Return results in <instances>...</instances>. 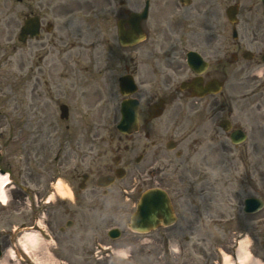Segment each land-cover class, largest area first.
Wrapping results in <instances>:
<instances>
[{
  "label": "flooded vegetation",
  "instance_id": "obj_1",
  "mask_svg": "<svg viewBox=\"0 0 264 264\" xmlns=\"http://www.w3.org/2000/svg\"><path fill=\"white\" fill-rule=\"evenodd\" d=\"M22 2L25 19L29 14L40 16L41 34L13 45L20 51L19 84L31 97L28 107L12 118L6 103L0 102V174H8L12 181L7 188L10 204L0 202V264H14L10 248L21 249L19 232H12L10 217L38 230L49 253H83L98 264H138L145 259L153 264L154 257L162 253V262L167 264L170 244L176 242L187 264L186 246L179 240L187 231L196 236L197 226H202V200L196 196L209 192L208 185H203L208 169L225 165L231 173L239 171L264 198V172L260 170L264 162V17L260 0H161L165 7L157 8L155 0H150L151 9L141 21L142 33L135 31L129 47L121 44L115 22L123 20L128 30L126 19L140 10L142 2L133 0L131 8L108 12L104 0H88L84 47L100 74L75 83L72 74H39L35 64L28 66V47H34L42 60L51 53L57 55L62 46L65 53H71L74 44L63 34L47 30L51 21L44 20L41 1ZM234 4L238 12L230 18L227 10ZM9 29V22H3L0 67L10 56ZM192 51L198 60L194 68L189 62ZM124 73H130L138 84L133 96L139 100V127L130 135L107 136L102 134L107 111L104 96L116 94L121 108ZM145 82L151 84L147 94L142 88ZM81 83L86 89L77 94L74 86L81 87ZM111 87L113 92L106 93ZM71 96L94 101L74 103ZM160 100V115L152 118L149 109ZM164 116L168 122L160 128L165 132L155 130L156 120ZM91 126L100 131L91 132ZM48 140L51 144L58 140L51 161L41 144ZM117 171L122 177L106 183V176L117 175ZM61 174L67 181L63 197L56 188ZM142 174H147L146 182H140ZM175 180L187 185L184 198H176L182 189ZM211 182L215 190L217 176ZM155 187L169 193L181 220L176 226L133 230L130 223L138 195ZM117 193L126 199L114 198ZM89 209L115 223L100 235L88 237ZM11 212L20 214L11 216ZM257 219L264 230V210ZM122 252L129 261L118 260ZM63 258L74 264L70 257ZM22 259L20 264H35L31 257Z\"/></svg>",
  "mask_w": 264,
  "mask_h": 264
},
{
  "label": "rangeland",
  "instance_id": "obj_2",
  "mask_svg": "<svg viewBox=\"0 0 264 264\" xmlns=\"http://www.w3.org/2000/svg\"><path fill=\"white\" fill-rule=\"evenodd\" d=\"M33 3H38L41 1L43 13H46L47 18H52L56 21L57 27L55 31L59 33V35L63 34L65 36L68 32L73 33L71 38L75 40L82 41L84 39L83 29L86 28V7L88 0H31ZM121 0H105L108 8H117L120 5ZM161 0H155V7H160L164 5L160 4ZM258 2V0H257ZM132 4V0H125V3L122 6L130 7ZM170 7L173 6L172 4L169 5ZM167 9L169 7H166ZM3 10L8 13V22L10 24V32L13 34L17 33L19 30V25L21 23V19L24 13V3L20 2L19 0H0V16H3ZM65 26V27H62ZM63 31V33H62ZM56 33V32H55ZM54 33V34H55ZM65 34V35H64ZM77 42L78 44L80 42ZM33 43V42H32ZM81 44V43H80ZM26 55L28 59H26L27 64L31 58H33L32 53L30 51V47L26 50ZM30 58V59H29ZM37 60V58H36ZM10 61V62H9ZM19 61H20V51L16 50L13 51L11 49V54L9 59H6L0 67V72L6 71L9 74H0V76H4L2 78L1 86L4 88L3 90L0 89V102H5L7 106V111L10 113L11 117L14 118L15 114L21 108L28 107L29 103L31 102V97L28 95L24 88H21L19 84ZM38 61V60H37ZM87 55L85 56V50L82 47H75L71 53L67 55H62L58 53L57 55H50L49 58H44L43 61L40 63L43 69L39 68L38 70L42 73L39 74H72L71 81L72 83L81 81L83 77H88L90 74H98V68L93 66L91 62L88 64ZM57 70V73H55ZM30 74V73H29ZM100 74V73H99ZM107 77V75H105ZM143 78L144 76L149 77L147 74H140ZM81 87L76 84L74 86V90H76L77 94H80L81 91L84 92L86 87L83 83L80 84ZM97 85V83H96ZM143 93L147 94L150 92L151 84L145 82L142 84ZM101 89L104 90L102 87ZM114 88L106 89V93L113 92ZM87 95V93H86ZM107 102V111H106V122L105 127L103 129V133L106 135H113L117 134L116 131V123L120 119L118 106H117V99L118 96L115 94V97L104 96ZM74 103H85V102H92L94 100H90L88 97L79 98L72 96L70 97ZM168 122V117L164 116L156 120L155 123V130L161 129V131L165 132L164 126ZM94 129L95 133H98V126L95 128L93 126L90 127V131L92 132ZM137 139L139 140V135L137 134ZM57 139H60L57 137ZM58 141V140H57ZM54 141V144L48 141H42V150L44 153L50 154L54 150V147L57 143ZM258 161V160H257ZM142 165L145 167L146 163L143 162ZM255 165V164H254ZM257 167V175L259 173L258 163L256 164ZM261 172H264V162L260 167ZM208 180L203 185H208L207 194L198 192L197 198L201 199L202 202L200 203L201 207V222L202 226H197L196 232L197 235L194 236L193 240L187 239V256H188V263L187 264H213V258L216 256L218 264H222V255L220 252H215V249L211 251L212 247L219 246L220 250L222 249L223 253H230L235 247L237 241L240 238L245 237L247 233L250 235L249 239L253 245V251L262 256L264 259V250L260 249V245L264 243V230H262L258 225V217L262 214L263 210L256 213V214H246L243 212V200L245 197L251 194H258L257 190H254L252 185L248 180H243L240 177L239 171H233L232 173L228 171L227 166L222 165L218 169L210 168L208 169L207 173ZM205 176V175H203ZM217 176V185L212 187L211 178ZM61 181L64 183L66 182L65 177L61 174ZM147 174L139 175L140 182H146ZM202 177V175H200ZM60 182V185H64ZM174 184L182 189V192L176 196L177 199L182 196L183 194L187 193V185H183V181L175 180ZM60 193L62 196H66L64 190H61ZM123 194H125L122 191ZM129 196V195H126ZM139 196V195H138ZM189 196H187L188 198ZM191 197V196H190ZM195 197V196H193ZM114 198L119 199H126L121 193H117ZM111 208V207H110ZM89 221L91 228L89 229L87 236L94 237L95 235H100L101 231L105 229L107 226L115 223L112 222L113 220L108 217H100L99 211H93L89 209ZM181 219L179 218V221ZM116 221V220H114ZM178 224V223H177ZM176 224V225H177ZM175 225V226H176ZM78 231V230H76ZM188 236L190 234L189 231L186 233ZM183 236V234L181 235ZM201 240L200 244L196 245V241ZM177 241V240H175ZM180 242L184 243V238L182 237ZM195 252L192 257L191 253ZM159 253V252H158ZM199 253H206L205 255H200ZM180 255V253H179ZM68 256L73 261L74 264H98V261L93 260L90 262L92 258H88L86 254H73L70 253L68 255H58L56 254L55 257L65 259L63 257ZM171 258L169 263L167 264H182L184 262L183 256H179L177 260L173 258L170 254ZM162 253L156 255L154 257L153 264H163L162 262ZM174 259V260H173ZM196 260V261H195ZM138 264H148V261L145 259L143 262H138ZM185 264V262H184Z\"/></svg>",
  "mask_w": 264,
  "mask_h": 264
},
{
  "label": "bare ground",
  "instance_id": "obj_3",
  "mask_svg": "<svg viewBox=\"0 0 264 264\" xmlns=\"http://www.w3.org/2000/svg\"><path fill=\"white\" fill-rule=\"evenodd\" d=\"M5 177L0 174V196L2 199L7 198V190L3 187V181ZM22 247L29 253L36 255L39 253L41 255V259L37 258V264H45L49 262H54V260L47 255L44 251L43 241H41L39 235L36 232H28L25 233L21 238ZM248 238H242L239 242V246L237 248V254L242 264H260V260L254 258L247 249ZM43 254V256H42Z\"/></svg>",
  "mask_w": 264,
  "mask_h": 264
},
{
  "label": "water",
  "instance_id": "obj_4",
  "mask_svg": "<svg viewBox=\"0 0 264 264\" xmlns=\"http://www.w3.org/2000/svg\"><path fill=\"white\" fill-rule=\"evenodd\" d=\"M36 32H37V25H34V29H32V33H36ZM130 106H131V102L125 104L123 127H127L129 124H131L134 121L135 118L134 110ZM249 201H254V200L247 201L246 210L251 211L252 208L248 207ZM168 205H169V199L166 193H164L160 189H156L155 191H147L146 193H144L139 206L140 215L141 217H148L150 207H152V212L154 214H159V213L166 214L165 212L169 210V208H166L168 207ZM141 217L140 219H143Z\"/></svg>",
  "mask_w": 264,
  "mask_h": 264
}]
</instances>
